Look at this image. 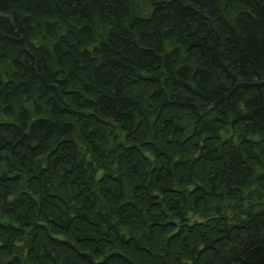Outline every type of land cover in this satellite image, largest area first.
Segmentation results:
<instances>
[{
    "label": "trees",
    "instance_id": "obj_1",
    "mask_svg": "<svg viewBox=\"0 0 264 264\" xmlns=\"http://www.w3.org/2000/svg\"><path fill=\"white\" fill-rule=\"evenodd\" d=\"M0 264H264V0H0Z\"/></svg>",
    "mask_w": 264,
    "mask_h": 264
}]
</instances>
